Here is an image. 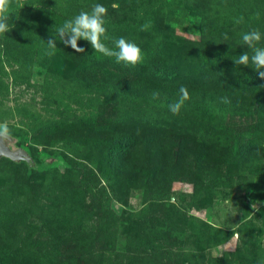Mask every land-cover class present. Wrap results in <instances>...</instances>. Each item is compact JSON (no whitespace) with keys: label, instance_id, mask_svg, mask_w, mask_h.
<instances>
[{"label":"rangeland","instance_id":"obj_1","mask_svg":"<svg viewBox=\"0 0 264 264\" xmlns=\"http://www.w3.org/2000/svg\"><path fill=\"white\" fill-rule=\"evenodd\" d=\"M97 3L106 45L135 42L140 64L83 40L84 53L57 40L48 54L55 24ZM10 12L0 123L43 170L0 158V264H264V79L234 63L252 54L243 33L264 47V0H13ZM181 86L190 99L173 115Z\"/></svg>","mask_w":264,"mask_h":264},{"label":"clouds","instance_id":"obj_2","mask_svg":"<svg viewBox=\"0 0 264 264\" xmlns=\"http://www.w3.org/2000/svg\"><path fill=\"white\" fill-rule=\"evenodd\" d=\"M13 0H0V35L6 34L12 30L9 20L12 18L10 9L12 8ZM107 8L102 4H95L90 11H80L70 19H67L63 24L57 26L55 24V35L47 41L48 54L54 55L57 48L56 41L59 40L66 47H70L76 53H84L85 48L80 46V41H86L90 44L94 52L102 54L106 57H114L116 63L122 64L125 67H135L143 61L142 49L132 41L124 37L114 40V47L110 48L104 42L108 39L106 36V20ZM239 21H237L238 23ZM151 27L150 23L141 26V31H146ZM225 39H228L225 34ZM262 34L259 30H251L242 34L243 45L251 50V56L248 52L239 55L238 59L234 60L236 65H243L255 69L258 76L264 79V47H258L257 44L261 41ZM178 99L168 106L169 111L173 115H178L185 101L190 99L189 92L185 86L179 88ZM158 94H154L157 96ZM223 103H230L227 97H222ZM9 133L8 124L0 123V137L6 136ZM253 207V205H252Z\"/></svg>","mask_w":264,"mask_h":264},{"label":"water","instance_id":"obj_3","mask_svg":"<svg viewBox=\"0 0 264 264\" xmlns=\"http://www.w3.org/2000/svg\"><path fill=\"white\" fill-rule=\"evenodd\" d=\"M12 138L8 135L0 137V158H7L13 162H24L28 169L36 168V163L33 158L22 148L11 149L9 143Z\"/></svg>","mask_w":264,"mask_h":264},{"label":"trees","instance_id":"obj_4","mask_svg":"<svg viewBox=\"0 0 264 264\" xmlns=\"http://www.w3.org/2000/svg\"><path fill=\"white\" fill-rule=\"evenodd\" d=\"M219 89H222V88H219ZM218 97L221 96L222 94H216ZM227 96V98L229 97L228 94L226 93L225 94ZM229 99V98H228ZM216 101V99H213V103ZM229 104V103H228ZM228 104H226L225 106L223 107H220V108H217L216 107V110L215 112H218L220 116H229V114H231L233 111L231 110H225L227 107H228ZM231 109V108H230ZM252 112L246 110V112L243 113V115H251ZM22 164H25L24 162H21ZM26 165V164H25ZM27 166V165H26ZM36 170H40L42 171L43 170V166L41 164H36ZM32 171H35L34 169H28L27 172L28 173H31ZM202 179L206 180V181H210L212 180L213 176L211 175H202L201 177ZM4 256V255H3Z\"/></svg>","mask_w":264,"mask_h":264}]
</instances>
